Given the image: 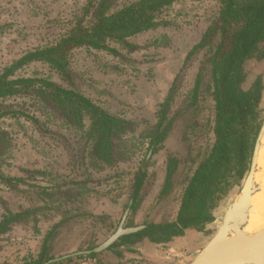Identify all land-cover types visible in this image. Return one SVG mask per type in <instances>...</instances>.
Here are the masks:
<instances>
[{
	"label": "trees",
	"instance_id": "1",
	"mask_svg": "<svg viewBox=\"0 0 264 264\" xmlns=\"http://www.w3.org/2000/svg\"><path fill=\"white\" fill-rule=\"evenodd\" d=\"M117 1L90 0L87 10H92L94 17L90 25L78 22L55 44L23 53L0 72V118L24 115L15 110L13 104L6 103L9 99L30 100L50 116L55 125L80 133L75 156L81 165L114 168L142 152V159L130 180L126 203L129 213L125 219L126 228L141 226L142 229L120 237L104 251L77 254L74 255L76 258L98 259L105 251L122 258L124 252H134V247L145 239L154 244H164L184 236L188 230L204 231L206 225L214 221L213 210L218 201L249 170L261 129L263 79L257 76L248 88L244 84L249 76L247 64L264 60V0H216L219 4L217 15L187 53L165 100L160 104L156 121H143L145 126L137 139L139 145L128 137L137 132L138 122L110 113L75 87L71 53L86 47L119 54L109 46L112 41L130 52L139 50L138 45L128 40L159 27L161 23L157 14L179 0H136L121 8H117ZM199 56L202 60L187 101L174 109L186 71ZM33 63L47 65L71 86L66 88L47 77L19 74ZM234 69L236 72L232 77ZM208 97L213 102L214 111L213 143L194 155L189 144L185 154L167 158L158 201L174 200L176 191L180 192L175 219L145 221L136 225L133 217L150 191L149 182L153 175L150 172L151 157L164 147L177 117L186 111L196 115L201 102ZM27 116L34 123L39 122L37 117ZM184 140L189 141L188 137ZM8 151L7 135L0 133V161ZM30 173L48 179L29 183L23 178L0 172V183L23 194L30 203L25 208L12 211L0 197V203L5 207L0 218V237L18 225L49 223L51 226L44 236L40 252L30 263L69 264L73 261L72 256L58 257L54 251L55 242L71 222L90 216L83 207L93 189L87 188L89 181L86 180L53 183L49 172L33 170ZM96 247L91 245L85 251Z\"/></svg>",
	"mask_w": 264,
	"mask_h": 264
},
{
	"label": "rangeland",
	"instance_id": "2",
	"mask_svg": "<svg viewBox=\"0 0 264 264\" xmlns=\"http://www.w3.org/2000/svg\"><path fill=\"white\" fill-rule=\"evenodd\" d=\"M133 1L136 0H118L117 8ZM89 3L90 0H0V72L23 53L55 44L78 22L90 25L94 17L92 10H87ZM218 9L216 0H179L157 14L161 23L159 27L128 40L138 45L139 50L130 52L113 41L109 46L119 54L86 47L75 49L70 62L75 87L110 113L138 122L137 132L128 137L139 145L137 139L144 129L143 121H156L160 104L165 100L187 53L200 40ZM201 60L202 56L197 57L186 71L174 109L186 103ZM246 70L249 76L245 88L257 76L262 77L264 84V60L249 62ZM19 74L47 77L66 88L71 86L43 63L30 64ZM6 103L13 104L15 110L24 115L0 118V133H5L9 140V151L0 161V172L23 178L29 183L48 179L41 175L32 176L30 171L33 170L49 172L53 183L89 181L87 188L93 192L83 208L90 216L80 217L64 228L55 242L54 251L60 257L85 251L91 245H101L118 229L127 210L130 180L142 159V152L114 168L81 165L75 156L80 133L55 125L51 117L30 100L12 98ZM260 109L262 127L264 95ZM27 115L37 117L39 122L34 123ZM213 115V102L209 97L201 102L196 115L192 111L178 115L164 147L151 157L150 172L153 175L149 182L150 191L133 217L136 225L145 221L175 219L180 192L176 191L177 200L158 201L167 158L185 154L189 144L193 155L212 144ZM193 123L195 126H191ZM248 172L218 201L213 210L214 221L208 223L204 231L188 230L184 236L164 244H154L145 239L134 247V252H124L122 258L111 251L103 252L98 259L72 256L73 261L69 264H190L218 231L225 212L240 195ZM0 197L12 211L30 204L23 194L11 191L1 183ZM4 209L0 203V218L5 213ZM50 226L43 222L18 225L1 236L0 264H31L30 261L37 258Z\"/></svg>",
	"mask_w": 264,
	"mask_h": 264
},
{
	"label": "water",
	"instance_id": "3",
	"mask_svg": "<svg viewBox=\"0 0 264 264\" xmlns=\"http://www.w3.org/2000/svg\"><path fill=\"white\" fill-rule=\"evenodd\" d=\"M236 69L232 72L234 76ZM264 134V124L258 134L251 165L248 175L244 181L242 191L238 198L229 206L224 214L222 224L216 234L207 244V247L201 251L190 264H264V230L258 235L249 239L244 245L237 247L233 252L235 241L231 238V233L237 229L239 222L243 218L244 212L250 210V200L253 193L258 191V187H253V179L257 167V156L259 153L260 143ZM129 213L126 210L118 229L105 242L91 251H80L67 256L77 254H88L90 252H101L106 250L111 244L115 243L120 237L135 233L142 229L141 226L126 228L124 222ZM244 220V218H243ZM237 250V251H236ZM232 252V253H231ZM232 255V259L229 257ZM65 256V257H67ZM236 257V258H235Z\"/></svg>",
	"mask_w": 264,
	"mask_h": 264
},
{
	"label": "bare ground",
	"instance_id": "4",
	"mask_svg": "<svg viewBox=\"0 0 264 264\" xmlns=\"http://www.w3.org/2000/svg\"><path fill=\"white\" fill-rule=\"evenodd\" d=\"M253 187H258V191L251 196L250 210L249 212L243 213L244 220L243 218L241 220L239 219V222L244 223L239 224L237 229L233 231L230 236L235 241L233 252L238 246L244 245L243 243H246L249 239L264 230V134L257 156V167L254 174ZM229 257L232 259L233 256L230 255Z\"/></svg>",
	"mask_w": 264,
	"mask_h": 264
}]
</instances>
